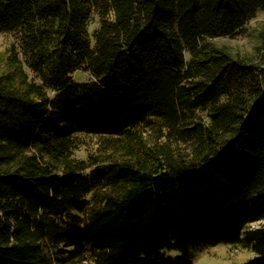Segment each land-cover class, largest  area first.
Segmentation results:
<instances>
[{"label": "trees", "instance_id": "trees-1", "mask_svg": "<svg viewBox=\"0 0 264 264\" xmlns=\"http://www.w3.org/2000/svg\"><path fill=\"white\" fill-rule=\"evenodd\" d=\"M260 11L0 0L18 38L0 71V264H191L218 244L264 264V59L217 42ZM83 135L102 138L86 160Z\"/></svg>", "mask_w": 264, "mask_h": 264}, {"label": "rangeland", "instance_id": "rangeland-1", "mask_svg": "<svg viewBox=\"0 0 264 264\" xmlns=\"http://www.w3.org/2000/svg\"><path fill=\"white\" fill-rule=\"evenodd\" d=\"M99 27V20L94 17L90 25V33ZM17 34L6 33L0 35V71L4 67V60L8 56L12 45L17 44ZM217 42L226 45L238 56L249 58L252 61L260 62L264 59V11L258 12L245 29L234 37H227ZM77 83L88 82L91 77L88 73L78 71L74 74ZM150 138L154 133L149 130ZM102 138L94 135L81 136V147L75 153L77 159L86 160L90 154H95ZM264 223L254 224L252 227H259ZM255 254L247 250H233L226 244L213 246H201L189 251L187 259L191 264H246Z\"/></svg>", "mask_w": 264, "mask_h": 264}]
</instances>
